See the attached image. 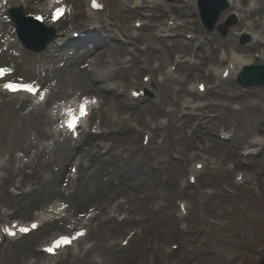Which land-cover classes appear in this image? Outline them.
<instances>
[{"label":"rangeland","instance_id":"obj_1","mask_svg":"<svg viewBox=\"0 0 264 264\" xmlns=\"http://www.w3.org/2000/svg\"><path fill=\"white\" fill-rule=\"evenodd\" d=\"M161 1L163 3L171 2L176 6L180 5L179 8L183 9L186 13L183 18L189 23L190 30L193 31L196 28L208 36L214 35L220 39H232V41H229L230 43L225 44L226 49L229 51L232 50V44H235L238 48L242 46L245 52L248 51L250 54L253 50L260 51L263 48L251 37L241 42V37L244 31L248 29V24H260L261 28H257L258 30L264 26V6H260L257 0H239L243 10H236L232 7L226 9L225 7L226 12L223 18L220 19L219 17L216 24L220 25L232 16L235 18V22L228 25V31L225 35H221L215 29L209 31L201 26L198 14L192 6V0ZM234 4H238L237 0H234ZM85 6L84 0H76L74 3L76 12L85 11ZM143 13L145 12L143 11ZM81 15L78 17L81 18ZM134 18H130L129 27L132 26ZM164 18L165 16L160 19L162 24L165 22ZM6 19L5 13L0 12V22H4V26L0 30V37H6V33L9 36L12 33L9 31L12 24H7ZM239 19L243 20L246 24L242 28H237ZM177 22H180V20ZM87 24V21L82 18L81 22L69 25L67 22L64 27H69L70 25L73 27H83ZM141 32L142 28L134 33L139 34ZM185 32L183 31L184 37L190 39L189 37L192 33ZM109 34H116V24H113L107 30H101L99 33L91 35L89 41L75 44V46L78 49H83L90 45H95L100 42L103 36H106V39L109 41H106V44L102 43L103 47L107 48L109 43L118 44ZM123 44L126 47L123 46L121 50L123 55L120 58L126 59L134 57L136 51L138 52V49L140 50L143 47L141 42H136L135 44L134 42H127ZM16 46L15 42V47L9 49V51L14 52L17 56H12L8 51L5 52L4 56H0V66L10 68L13 71V79H35L41 81L42 86L48 88L50 95V89L53 84L50 75H46L45 72H40L37 69L41 65L38 60H32L27 57L24 59L27 63L22 61V58L19 57L21 53L19 50H16ZM2 47L8 48L3 46V44ZM215 47L216 44H213V48ZM134 48H137V50L134 51ZM53 49L50 46L47 50L50 55L43 58V63L45 61L48 63L49 58L52 59L56 53ZM127 49H130L132 52L127 51ZM100 50H102V47L96 49L95 52L93 51L89 57H95L96 53ZM223 51V47L219 46L218 55L220 56ZM24 52L35 55L27 50ZM116 55L119 56V53H116ZM137 55L135 57H138L141 65H143L141 59L143 57L146 58V56ZM89 57L84 59L85 62L91 59ZM170 57H167L162 70L157 72L156 77L158 79L164 77L165 67L170 63L172 58ZM262 58L264 59V57ZM20 60L22 64H26L29 67H26V65L24 68L17 66ZM133 60L135 59L133 58ZM255 63L263 64L260 63V59H257ZM206 64L200 68L205 75H207L209 67L215 68L221 64L224 65L225 61L223 63L220 62V65L216 63ZM152 65L158 66L160 63L157 60H153ZM35 66L37 67L35 68ZM104 66H106L105 63L99 64L96 67L100 70ZM123 71L125 73H134L135 76H130V79L134 82L141 81L142 75L146 72L145 69L136 68L131 70L123 68ZM179 74L180 72L176 68L170 75L174 78L181 77L184 87L190 90L188 93L184 91L180 92V85L175 86L174 91L180 92L179 101L184 104L180 105V108L179 106L174 108V106L157 96L150 86L148 88L149 94L146 97L129 102L126 96L128 87L124 89V92L118 93V90L121 88L118 84L123 81L120 76L115 80L114 87L116 91L114 94L97 90L90 93L97 98L105 94L107 100L109 99L111 103L115 100L117 104L121 103L122 107L121 109H116V113L121 117L123 115L126 116V119L118 124L112 121L107 128L112 129L113 133L103 136L104 138H99V136L95 141L103 142V144L108 143L112 147L111 152L115 153V155L106 156L104 154L97 156L86 169L96 171L97 179L103 180V178H107V174L104 176V172L101 174L98 170H103L102 168H105L107 164L118 166L120 169L128 172L134 169L137 161L144 159L148 168L151 172L153 171V175L158 179V183L157 186L153 187L149 182L143 183V180L146 179L141 178L134 189L128 192H119L118 189L107 191L109 197L103 199L101 203L105 214H99V220L95 222L96 225L91 227L89 238L84 243L78 245L77 251L82 249V246L88 247V252L82 253L86 256L84 261L87 264L94 261L100 264H110L113 259L115 261L118 260V264H255L263 255L264 142H259V138L263 137L264 139V86L242 87L236 81V77L217 81L210 79L208 76L205 77V75L202 77L198 75L186 78L182 74L179 76ZM199 79L205 80L207 85L211 87L202 95L197 94L196 88L195 90L192 88V83ZM152 82L154 83V74L152 75ZM167 82L170 85L173 84L170 80ZM230 83L236 87H230ZM96 84L102 86L107 85L108 82H98ZM96 84L93 85L97 88ZM15 99L17 97L0 96V125L3 123V127L7 121H2V119L8 120L6 114L9 113L10 107L16 104L9 100ZM54 101L51 96L49 101L42 105V107L45 106L44 110H50L54 106ZM192 101L205 104V110L198 117L194 115L182 116L180 110L186 108L185 106H189ZM171 110L174 111H172V115ZM101 113V110L94 113L93 118H91L89 124L84 129L85 132H89L90 126L100 125V122L102 125V116L99 115ZM179 116L182 119H179ZM138 120H145L146 123H149L153 127L156 124L159 125V129L155 131V134L151 131L152 136L147 144L142 142V132L144 130L139 129V131L132 128V126L138 125ZM199 120L200 123L198 124ZM105 124L107 125V121H105ZM182 124L186 133H192L190 136L199 134L190 143L186 142L188 144L185 145L184 151L187 153V147L193 148L192 151L195 154L187 159H181L182 150L180 148L183 140L179 138V134L174 132L175 129L177 130L182 127ZM103 128L102 126L101 129ZM219 132L223 134L229 133L232 135L231 139L229 141L220 140ZM51 143L52 140L48 139L47 144ZM7 145L8 147L2 146L0 149L5 148L8 152L14 151L17 155L20 154L18 150L20 145L18 143L10 142ZM87 147L88 145L85 148ZM249 147L253 148L255 156H241L240 152H244ZM104 150L105 148L102 149V153H104ZM7 157V153H0V160ZM114 158H118L120 161H115ZM23 160L26 161L25 158ZM195 160H203L205 167L196 177L195 183L190 184L187 181V172L191 169ZM70 162L66 160L63 163L64 172L67 174H69ZM53 163L51 169L55 173L62 166ZM237 169L253 172L255 176H244V181L238 182L235 180ZM13 178L18 182L21 175L16 174ZM75 180L76 177L74 178ZM168 184L172 191L169 195L166 194V186ZM8 186L9 190L8 187L5 190L7 196L0 197V210L7 214V217H4L5 220L17 218L26 221L35 218L37 210H41V207L52 206L55 202H59L58 205L64 206L56 197H52L48 202L33 206L28 213L24 214L23 210L17 209L12 203L14 198L20 197L21 194L15 195L14 191L10 190V188H15V186L10 185V183ZM23 190H26L25 186L20 187L19 192L22 193ZM100 190L105 192L104 187H101ZM78 191H80V188ZM75 194H72V196ZM125 196L129 198V203L120 204L121 198H125ZM5 198L13 205H6L2 201ZM179 201L187 203V213L184 216L179 215ZM125 218L127 219V224H124ZM123 219L125 220L122 222ZM116 224L121 226L120 230L117 229ZM56 227L64 230V226L61 227V223ZM131 230H135V234L130 239L128 245L123 246L120 240ZM53 231L51 230L49 233ZM136 231H139V233L136 234ZM37 232L33 233V235ZM49 233L41 240L36 241V248L39 249L38 245L43 239L46 240L49 237ZM33 235L31 234L29 237L20 240L5 241L0 246V264H43L39 262L46 259L44 255L41 257L29 255L28 257L27 254L23 255L18 247L20 246L19 242L26 241ZM179 239L183 241V245L173 250L171 244L176 243ZM138 244H140V250L136 251ZM156 246H159L158 251L156 250ZM56 260L52 259V262ZM79 260L71 257L68 263H63V260L57 264H84V262Z\"/></svg>","mask_w":264,"mask_h":264},{"label":"bare ground","instance_id":"obj_2","mask_svg":"<svg viewBox=\"0 0 264 264\" xmlns=\"http://www.w3.org/2000/svg\"><path fill=\"white\" fill-rule=\"evenodd\" d=\"M75 1L12 0L7 2V4L2 8H4L3 10H8V8L11 6H22L25 9L26 13L33 15L39 12L47 13L48 8H50L52 5L60 2H65L68 3L71 7V12L68 16L69 20L66 21V23L68 22L69 25L72 23H79L83 18V14L81 11H73ZM102 1L105 3V8L103 10L104 12H96L95 17H93L95 13L90 12V25L97 23L99 29L101 28L107 30L110 24H116V30H118L117 37H115V34H109V36L113 37V39L116 40L118 44L114 45L109 43L107 48L103 47L102 43L106 44V41H108L106 39V36H103L99 43L90 45L89 47H85L83 49H78L75 47L74 43H80L82 40L67 43L66 39L60 37V39L63 41L62 43L61 41L54 39L49 44L48 48L38 54V56L30 55L29 53H25L22 49H20L21 54L19 57L22 58V61L25 62L24 59L27 57L31 58L32 60H38L41 65H39V67L35 66V68L37 67L40 72H45L46 75H50L53 84L50 89V95L48 96L44 104L49 101L51 96L55 101L53 102L54 106L50 109L51 111H45V106L42 107L41 105L38 106L36 103H34L35 105L31 103L30 97L24 96L16 100H9L10 102L12 101V103L16 104H13V106L9 109V113L6 114L8 116V120L10 121L8 122V120L2 119V121L7 122L4 127L3 123L0 125V147H8V143L16 142L20 145L18 147L20 154L17 155L14 151L8 152L5 148L0 149V153L8 154V157L6 159L0 160V197L3 198L4 196H7V194H5V190H7V187L9 190L8 184L10 183V185L15 186V188H10L12 192L14 190H20V187L22 186L26 187V190H23L21 196L17 197L16 199L14 198V201L12 202L17 209L23 210L24 214L28 213L30 211V208H32L33 206L42 205L46 201L48 202V200H50L52 197H56L58 201L62 202L65 205L64 208H61V206L58 205L59 202H55L52 206H46V208H49L45 211L44 208H40L41 210L38 211L37 216L42 220L44 224L43 227L40 228L36 234H32L33 236L28 240L19 242L20 246H18L22 254H27L28 257L29 255H42V252L38 251V249L35 248L36 241H38L40 238H43L51 230L60 231V229L56 227L59 223H61V227L64 226L66 229H69L71 227L72 229V226L74 227V225H76L77 223L79 224L84 220H86V222L95 221L98 216V212L104 213V210L101 207V203L103 199H107L109 197V193H107L108 190L118 189L119 192H128L129 190L134 189L135 185L138 183V180L141 178L146 179L143 180V183L149 182V184L153 187L157 186L158 183V179L153 175V171L151 172V170L148 168V165L144 161V159L137 161L134 169L129 170L128 172L120 169L118 166L107 164L105 168H102L103 170H98V172H100L101 174H103L102 172H104V176L107 174V178H103V180L97 179L95 174L96 171L94 172L91 169L87 170L86 167L95 160V157L97 158L96 154L100 153V149L105 147H101L102 144H100L99 142L94 143V140L98 136L104 138L103 136H105L106 134L99 132L97 133V135H92L91 133L82 132L79 137V141H77L73 145L69 140V137H67L66 135L58 133L60 136H56L57 132L55 130H52L51 127L58 119L59 107L63 106L68 101L78 99L80 96L89 97L93 95L90 93H92V91L94 90L107 92L108 94H114V92L116 91L114 87L115 80L118 76H120L122 77L123 81L118 84L121 87L118 90V93L124 92V89L127 87H131V89H135V87H137L138 89L145 87L148 90L150 86L152 87V90L155 91L157 96L164 99L168 104L174 106V108H177L178 106L180 108V105H184L179 101L180 92L184 91L188 93V91H190L184 87L181 77L174 78L169 74V71H164V77L162 79L156 78L157 72L162 70V66H164V62L167 61V57L171 56V61H176V68L180 72L179 76L182 74L183 76L188 78L190 76H204L205 74L202 73V70H200L201 66L205 65L206 63H219L221 62L220 59H223V57L226 56L228 58L227 66L229 63H234L236 65L229 79L233 78L234 74L237 73L238 69L241 66L240 64L253 63L255 59L253 55H247L248 51L245 52V49H243L242 46H239L240 48H238L237 46H235V44H232L233 46L231 51L226 49L227 47L225 44H228L230 43L229 41H232V39L230 38L220 39L214 35L208 36L207 34L196 28H194L193 31L190 30L189 23L185 18H183L186 13L183 11V9L179 8L180 5L176 6L171 2L163 3L161 0H142L141 5L139 6L137 4L135 6L123 4L124 0ZM228 1V7H232L236 10L242 9L241 2L239 0H237L238 4H234V0ZM257 1L260 3V6H264V0ZM88 2L89 0H87V6ZM194 2L195 0H192V5L195 8ZM107 8H110V12L108 13L106 12ZM143 9H145L147 12L143 13ZM226 9L219 15L220 19L223 18ZM168 13L170 14L166 16ZM80 14H82V18L78 17ZM163 15L165 16L164 20H168L170 19V17H174V19L180 21L181 18H183V20L181 22L176 21V25L174 27H168L167 23L164 22L162 24L160 22V19L164 17ZM134 16L135 20H133V23H135L137 20L142 21L144 19H147L149 21V23H146L144 21V26L141 27L142 32L139 34H135L132 31V28L134 26L129 27L128 25L130 18ZM46 20L44 21V23L48 25V19ZM24 23L26 24L24 25L26 28L34 29L33 22L29 21ZM19 24H21V27L20 25H18L17 37L19 38V40L27 39L29 44H32V42L30 41V39L32 38L24 36L26 30L22 28L23 23L19 22ZM244 25H246L244 21L239 19L237 28H242L244 27ZM3 26L4 24L0 23V30H2ZM56 26L57 24H55L53 28L55 29ZM86 27L90 26L86 25L85 28H83L85 31L89 29ZM10 28L11 30H13L12 26H10ZM247 28L257 30V28H261V25L258 23H252L248 24ZM170 29L171 31H175L174 34H172L170 37L168 35L164 36L163 32H167V30ZM73 31L71 30L70 33H72ZM89 31L91 32V30H88L87 33ZM183 31H186L185 33H192L193 37L191 39L185 38ZM262 31H260V33H262ZM99 32L100 30H97L92 33L96 34ZM13 37V40L11 39L12 37L10 35L6 37H0V56H4V53L7 51L12 56H16L14 52L9 51V49L15 47V42L16 45L18 43L17 38H15V36ZM87 40H89V38H84V42ZM127 42H134V44L136 42H141L143 44V47H141L140 50L138 49V52L136 51L134 57L132 58H120L123 55V52L121 51L123 46L126 47V45H124L123 43L126 44ZM256 42L257 44H259L258 41ZM65 43V48L61 47V45ZM2 44L3 46L8 48L6 49L2 47ZM213 44H216L215 48H213ZM262 44L264 45V41H262ZM50 46L54 48L53 51H55L56 53L54 52L55 54L52 59L49 58L48 63L46 61L43 63V58H46L48 55H50V53L47 52ZM219 46H222L224 50V53L220 56L218 55ZM101 47L102 50L96 53L95 57L92 58L90 56L91 59H88L85 62L84 59L86 57L88 58L93 51L95 52L96 49ZM128 50L131 51L130 49H127V51ZM135 50H137V48H134V51ZM116 53H119V56L116 55ZM137 54L146 56V58L143 57L141 59L143 65H141L140 59H138V57H135L138 56ZM133 58L135 60H133ZM21 60L19 63H17V66H21V68H24L26 64H22ZM153 60H157L160 65H152ZM171 61L165 68L173 63ZM103 63H105L106 66L99 70L96 66ZM260 63H264V59H261ZM26 67L29 66L26 65ZM51 68L55 69L53 70ZM123 68L127 70H131L133 68L145 69L146 72L142 76L149 75V82L144 83L143 81H132L130 78L132 76H135V74L132 72L125 73L123 71ZM224 68H218V70L223 71ZM153 74L154 83H151ZM207 74L208 75L206 76H209V78L215 77L212 70H208ZM168 80L173 82V84L170 85V83L167 82ZM98 82H108V84L99 86L98 84H96ZM195 83L196 85H198L199 80ZM93 84H96L97 88ZM176 85H180V92L174 91ZM231 86L232 83H230V87ZM232 87L236 86L233 85ZM129 92L127 91L126 96L127 100L131 101L128 98ZM88 99L92 98L89 97ZM120 104H117L116 100L111 103L109 99L107 100V97L104 94L100 96V102L98 104L99 106L97 110L103 109L104 112L110 111L113 122L117 124L119 122L122 123L123 117H120V115H117L116 113V109H121L122 107V105ZM54 108H57V110H54ZM205 108V106H201L198 108V110H200L199 115L202 114ZM182 110H180V112ZM172 111L173 110H171V115ZM195 117H198V115H195ZM178 118L182 119L180 116ZM137 123L138 125L132 126V128L141 129L142 127V129L145 130L144 133L150 132L152 134L153 132L155 134V131L159 129L158 124L153 127L149 123H146L145 120H138ZM199 123L200 120L198 124ZM174 132L179 134V138L183 140V144L180 148L182 150L181 159H187L190 156L195 155L192 151L193 148L187 147L188 151L186 153V151H184V147L186 144L190 143V141H192L194 137H198L199 134L190 136V134L192 133H186V131H184L183 129V124L179 129H175ZM61 135L64 137H62ZM48 139L52 140L51 144H47ZM86 145H89L90 147L94 145L92 147H94L93 149H95V153L89 154L88 149L90 148L88 147L86 149ZM111 151L112 148H108L106 150V154L108 156H114L112 155L113 153ZM251 154H253V152L249 151L247 157H249V155ZM23 158H25L26 161H24ZM72 158H75V160L71 163V165H73L74 163H78L79 174L75 181L72 180L70 176L64 172L63 168V163H65L66 160H70ZM114 159L115 161H120V159L118 158ZM108 162L110 163V161ZM52 163L55 165L58 164L62 167L54 173L51 169ZM13 174L21 175V178L18 182L13 178V176L15 177V175ZM18 183L22 185H19ZM101 187H104L105 192H102L103 190H100ZM79 188L80 191H78ZM166 188V194H171L172 191L169 187V184L166 186ZM79 192L80 194H78ZM72 194L75 195L72 196ZM2 201L6 205H13L10 203V201L6 200V198ZM126 203H129V198L127 196H125V198L122 197L120 204ZM86 210L89 211L88 213L92 214L90 218L83 217L84 214H87ZM6 216V213L0 210V219ZM48 216H51L52 219H49ZM125 219H123L122 222ZM124 224H127V219L126 221H124ZM116 227L118 230L121 229L120 225L116 224ZM138 250H140V244H138V248L136 251ZM81 252L82 251H80V253ZM71 257L80 259L79 261L87 264L84 261L86 257L85 254H82L81 256L70 254L67 258L64 259L63 263H68ZM118 263V260L115 261V259H113L110 264ZM90 264L100 263L94 261Z\"/></svg>","mask_w":264,"mask_h":264},{"label":"water","instance_id":"obj_3","mask_svg":"<svg viewBox=\"0 0 264 264\" xmlns=\"http://www.w3.org/2000/svg\"><path fill=\"white\" fill-rule=\"evenodd\" d=\"M199 6H200V12L202 19L204 21V24L211 30L214 28V23L218 18L219 13L221 10L227 6L226 0H199ZM13 18L16 20V22L19 24L21 23V16L20 13H14ZM24 25H26L24 22ZM228 23H223L217 26V30L221 32L222 35H224L227 32ZM21 27V24H19ZM22 27V28H23ZM26 28V27H25ZM27 46L34 48L32 44H29V42L26 39H23ZM47 41L46 39L44 40ZM238 81L243 86H251V85H264V64L259 65H252L247 66L243 69L242 73L240 74ZM256 264H264V255L260 261H258Z\"/></svg>","mask_w":264,"mask_h":264},{"label":"snow or ice","instance_id":"obj_4","mask_svg":"<svg viewBox=\"0 0 264 264\" xmlns=\"http://www.w3.org/2000/svg\"><path fill=\"white\" fill-rule=\"evenodd\" d=\"M93 3V7H100V5L97 3V0H92ZM65 10L63 8H56L55 11L52 14V19L56 20L58 19L61 14L64 12ZM37 20H41L42 17L41 16H36ZM2 71V70H0ZM6 88H15V89H23L28 91L29 93L34 91V88L32 85L30 84H7L5 85ZM133 95H136V93H134ZM87 114V105L85 103H81L80 104V116H85ZM78 121H79V117H77L75 115V113H72L67 121V127L69 130H75L78 128ZM36 226L33 225V228H35ZM28 229L27 228H21L20 232L25 233L27 232ZM77 235L79 236L80 233H77ZM65 243L67 244L69 242V238L68 237H61L60 239L55 241V246H59L61 243ZM47 251L49 253L54 251L53 247H50L47 249Z\"/></svg>","mask_w":264,"mask_h":264}]
</instances>
